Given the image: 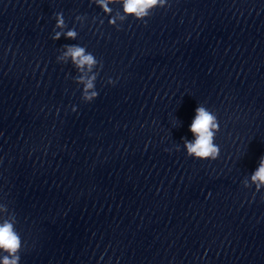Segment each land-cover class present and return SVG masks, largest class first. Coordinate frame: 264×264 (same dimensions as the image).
<instances>
[{
    "label": "clouds",
    "instance_id": "9594fccd",
    "mask_svg": "<svg viewBox=\"0 0 264 264\" xmlns=\"http://www.w3.org/2000/svg\"><path fill=\"white\" fill-rule=\"evenodd\" d=\"M95 2L107 13H111L108 7L110 2L115 0H95ZM123 11L125 16H132L138 21H144L149 15V11L156 7H163L166 0H122ZM110 24H114L115 20L110 19ZM57 28L64 27V19L62 14H57ZM62 33L56 32L53 40H59ZM66 38L75 39L77 33L74 30H68L63 33ZM66 51L63 57L58 59L71 58L72 64L81 75L76 78L78 84H82V98L85 101H92L98 96L95 90V81L97 73L92 72L97 63L102 68V62H98L96 57L88 52L86 48L80 45H66ZM90 73L85 75L84 73ZM108 83H114L111 79ZM220 125L217 116L206 108L199 105L195 110V117L192 120L189 131L193 134V140H184V148L188 157L198 160H215L219 157V146L214 143L216 133L219 132ZM251 181L257 184V190L264 185V156L260 158L258 168L251 175ZM0 211L7 213V216L0 217V264H19L20 252L23 248L20 233L16 229V218L13 213H9L7 206L0 204Z\"/></svg>",
    "mask_w": 264,
    "mask_h": 264
}]
</instances>
